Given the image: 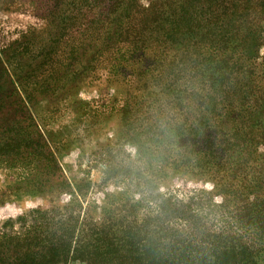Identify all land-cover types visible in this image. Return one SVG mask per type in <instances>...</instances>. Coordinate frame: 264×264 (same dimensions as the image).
I'll return each instance as SVG.
<instances>
[{"label": "trees", "instance_id": "16d2710c", "mask_svg": "<svg viewBox=\"0 0 264 264\" xmlns=\"http://www.w3.org/2000/svg\"><path fill=\"white\" fill-rule=\"evenodd\" d=\"M35 10L43 27L0 51V200L69 199L18 217L17 230L6 221L0 264H264V0ZM111 119L113 139L95 145L103 183L120 189L96 204L59 156ZM173 178L210 190L159 194Z\"/></svg>", "mask_w": 264, "mask_h": 264}, {"label": "rangeland", "instance_id": "374dc122", "mask_svg": "<svg viewBox=\"0 0 264 264\" xmlns=\"http://www.w3.org/2000/svg\"><path fill=\"white\" fill-rule=\"evenodd\" d=\"M49 0H0V51L10 42L18 39L21 35L32 29L42 28L44 24L42 11L35 10V6L47 4ZM264 57V47L260 52ZM112 91H110L111 93ZM109 93V94H110ZM104 98L106 97L105 93ZM96 96L93 91H82L79 99L83 102L92 104ZM72 121L64 117L59 121V126H67L72 130ZM85 125V122H84ZM115 120L111 119L104 123V126L93 136L85 135L89 132L80 131L78 141L74 138L67 152L59 156V166L63 176L69 182H75L81 179L88 180L93 184V190L88 193L86 200L100 204L105 193H111L120 189L118 185L112 183H103L104 156L99 153L95 141L105 142L107 139H113ZM84 128V126L82 127ZM80 134L81 137H80ZM124 155L134 158L136 152L134 147L125 144L122 148ZM5 184V178L0 173V188ZM157 192L159 194L169 193L173 196L185 198L198 191L210 190L208 183H195L185 178H173L167 182L157 183ZM68 195L63 194L60 197L48 196L41 198H26L20 201L3 200L0 202V230L6 221H12L14 230H17L16 220L35 210H44L51 205H64L68 202ZM218 202V200H215ZM85 205V203H84Z\"/></svg>", "mask_w": 264, "mask_h": 264}]
</instances>
